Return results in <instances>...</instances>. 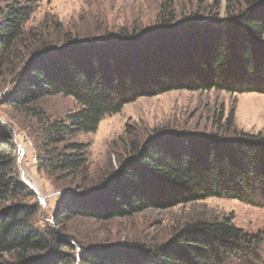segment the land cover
<instances>
[{
    "label": "trees",
    "instance_id": "16d2710c",
    "mask_svg": "<svg viewBox=\"0 0 264 264\" xmlns=\"http://www.w3.org/2000/svg\"><path fill=\"white\" fill-rule=\"evenodd\" d=\"M240 5L227 6L219 20L178 21L165 4L156 27L55 46L28 37L30 0H0V82L9 77L12 86L5 103L26 108L61 96L78 106L64 121L48 124L50 144L64 150L46 153L42 168L86 182L85 147L68 140L95 132L105 116L139 99L175 91L264 94V0ZM3 129L0 125V264L74 263L68 241L35 227L40 207L27 202L35 194L15 182V147ZM211 198L264 207L263 138L160 133L102 183L66 194L55 222L129 218ZM261 244V237L244 233L231 219L198 220L154 249L94 246L79 259L82 264H262Z\"/></svg>",
    "mask_w": 264,
    "mask_h": 264
},
{
    "label": "rangeland",
    "instance_id": "374dc122",
    "mask_svg": "<svg viewBox=\"0 0 264 264\" xmlns=\"http://www.w3.org/2000/svg\"><path fill=\"white\" fill-rule=\"evenodd\" d=\"M242 1L30 0L33 13L26 23V33L29 38L36 36L37 41L55 46L66 39L97 41L156 27L165 4L172 7L178 21L191 17L219 20L227 6L237 10ZM10 81L7 77L0 82V125L15 147V182L35 194L34 200L27 201L40 207L35 227L56 232L74 247L76 261L72 264H82L80 253L94 246L154 249L169 242L186 224L225 218L244 233L261 237L258 251L264 264V207L256 208L238 200L211 198L109 221L76 218L62 224L55 222L66 194L102 183L119 171L134 149L160 133L250 134L264 139V94L175 91L128 104L120 113L105 116L95 132L80 133L68 140L85 147L88 179L82 182L61 173H47V167L41 166L46 153L64 150L63 145L50 144L48 124L64 121L76 112V102L56 96L33 106L15 108L5 103L11 93Z\"/></svg>",
    "mask_w": 264,
    "mask_h": 264
}]
</instances>
